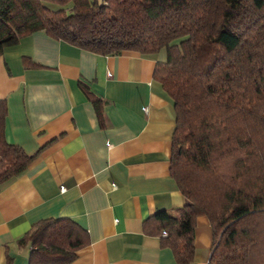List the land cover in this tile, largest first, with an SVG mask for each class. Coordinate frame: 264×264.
<instances>
[{
  "label": "trees",
  "instance_id": "16d2710c",
  "mask_svg": "<svg viewBox=\"0 0 264 264\" xmlns=\"http://www.w3.org/2000/svg\"><path fill=\"white\" fill-rule=\"evenodd\" d=\"M39 30L99 55L168 49L154 78L176 111L170 174L186 203L156 213L146 231L190 264L203 215L214 233L208 264H264V0H0V55ZM80 86L102 121V99ZM7 115L0 98V189L41 151L7 141ZM18 241L29 264H69L90 238L65 217Z\"/></svg>",
  "mask_w": 264,
  "mask_h": 264
},
{
  "label": "crops",
  "instance_id": "0c3cea01",
  "mask_svg": "<svg viewBox=\"0 0 264 264\" xmlns=\"http://www.w3.org/2000/svg\"><path fill=\"white\" fill-rule=\"evenodd\" d=\"M168 57L167 48L99 55L44 30L4 49L6 139L41 151L0 189V264H29L30 246L18 240L40 220L65 217L90 238L69 264H178L144 225L186 203L170 174L176 111L154 78ZM80 82L102 99V121ZM213 243L199 216L190 264H208Z\"/></svg>",
  "mask_w": 264,
  "mask_h": 264
},
{
  "label": "built area",
  "instance_id": "2783aa9c",
  "mask_svg": "<svg viewBox=\"0 0 264 264\" xmlns=\"http://www.w3.org/2000/svg\"><path fill=\"white\" fill-rule=\"evenodd\" d=\"M164 235H167V232H164Z\"/></svg>",
  "mask_w": 264,
  "mask_h": 264
},
{
  "label": "rangeland",
  "instance_id": "374dc122",
  "mask_svg": "<svg viewBox=\"0 0 264 264\" xmlns=\"http://www.w3.org/2000/svg\"><path fill=\"white\" fill-rule=\"evenodd\" d=\"M178 42V41H177Z\"/></svg>",
  "mask_w": 264,
  "mask_h": 264
}]
</instances>
